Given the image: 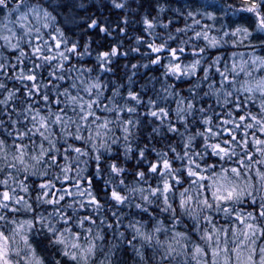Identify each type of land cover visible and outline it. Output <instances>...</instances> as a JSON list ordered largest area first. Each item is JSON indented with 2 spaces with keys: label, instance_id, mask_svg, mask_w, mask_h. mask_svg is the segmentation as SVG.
<instances>
[{
  "label": "clouds",
  "instance_id": "1",
  "mask_svg": "<svg viewBox=\"0 0 264 264\" xmlns=\"http://www.w3.org/2000/svg\"><path fill=\"white\" fill-rule=\"evenodd\" d=\"M262 212L264 0H0V264H264Z\"/></svg>",
  "mask_w": 264,
  "mask_h": 264
},
{
  "label": "snow or ice",
  "instance_id": "2",
  "mask_svg": "<svg viewBox=\"0 0 264 264\" xmlns=\"http://www.w3.org/2000/svg\"><path fill=\"white\" fill-rule=\"evenodd\" d=\"M56 46H57V47L60 46V41H59V40L56 41ZM34 51H38V49H35ZM19 70H20L21 72H23V67H20ZM25 79H27L28 81L34 82V81L36 80V77H35V75H28V76L25 77ZM45 99H47V97H45ZM57 103H59V101H57ZM240 119L243 120V119H245V117L240 116ZM218 147H219V146H218ZM221 150H222V149H221ZM4 197H5V199H8V193H7V192L4 193ZM262 214H264V212H262ZM242 219H243V218L241 217V220H242ZM3 259H4V252H3V248L0 247V262H2Z\"/></svg>",
  "mask_w": 264,
  "mask_h": 264
}]
</instances>
